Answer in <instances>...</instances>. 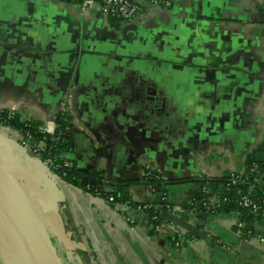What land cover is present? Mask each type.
<instances>
[{
  "label": "crops",
  "instance_id": "obj_1",
  "mask_svg": "<svg viewBox=\"0 0 264 264\" xmlns=\"http://www.w3.org/2000/svg\"><path fill=\"white\" fill-rule=\"evenodd\" d=\"M0 112L37 128L60 117L63 164L118 193L107 204L45 170L0 123L61 264H264V214L191 211L264 163V0H171L131 21L0 0ZM248 190L264 192V172ZM140 203L183 212L162 215V234Z\"/></svg>",
  "mask_w": 264,
  "mask_h": 264
},
{
  "label": "water",
  "instance_id": "obj_2",
  "mask_svg": "<svg viewBox=\"0 0 264 264\" xmlns=\"http://www.w3.org/2000/svg\"><path fill=\"white\" fill-rule=\"evenodd\" d=\"M88 181L97 182L91 177ZM99 184L98 187L103 188L112 186L106 182ZM152 185L157 187L158 184ZM240 221L262 226L260 222L247 217H240ZM191 231L204 239L199 231ZM0 261L2 264H61L29 195L15 174L11 156L1 148Z\"/></svg>",
  "mask_w": 264,
  "mask_h": 264
},
{
  "label": "built area",
  "instance_id": "obj_3",
  "mask_svg": "<svg viewBox=\"0 0 264 264\" xmlns=\"http://www.w3.org/2000/svg\"><path fill=\"white\" fill-rule=\"evenodd\" d=\"M152 6H161L163 8L168 9L171 7V0H79V7L82 13L93 12L103 17H112L120 21L134 20L135 18L142 16L146 8ZM0 123L2 122L0 121ZM38 132L42 134L43 139L48 137V140L50 142H55L56 140H58L55 135L56 125L54 123H50L43 128H39ZM43 139H41L40 141H34V139L29 135V133L26 132L25 135L22 136L20 145L24 151L28 152L32 155L33 158L38 160L46 170L55 174L54 172L59 166L57 165L55 158L41 157V152H43L46 148ZM62 166L68 167L65 164H62ZM234 179L235 176L231 175L230 180L233 181ZM227 190L228 187L226 191ZM201 193L205 195V198L203 199L201 204L202 209L205 211V213L216 215L214 206L219 203H224L226 199L223 198L222 195L208 196L206 195V191L204 189L201 190ZM105 201L107 204H109L113 203L115 200L113 197H110L105 199ZM238 205L242 209L247 210L254 217H260L262 214H264V212L261 211L260 205L257 204V202L253 201L251 198H249V196H242L238 201ZM134 210L146 212L148 215H150V213L155 214L157 211H160V207L151 203H140L135 205ZM160 212L162 214L167 215L171 213L180 214L183 211L176 206H171L167 204L165 205L164 210ZM151 221L152 227L155 231L162 234L166 232L163 222H159L155 216H152Z\"/></svg>",
  "mask_w": 264,
  "mask_h": 264
},
{
  "label": "trees",
  "instance_id": "obj_4",
  "mask_svg": "<svg viewBox=\"0 0 264 264\" xmlns=\"http://www.w3.org/2000/svg\"><path fill=\"white\" fill-rule=\"evenodd\" d=\"M12 116L13 115L9 116L5 114V112H0V121L8 126L20 130L22 136H24L25 133L28 132L29 135L34 139V141H40L41 139H43L42 134L38 132L39 128H37L35 125L33 124L31 125L28 123L21 124L18 122L16 118ZM55 135L58 138V140H56L55 142H50L48 140V137L43 139L46 148L43 152H41L42 158H47V157L55 158V161L59 166L56 168L54 173L63 180L67 181L68 183L78 185L82 189L92 194H99L102 198L105 199L113 197L114 200H116L118 197V193H114V192L105 193L103 191V187H98L100 185L99 183H101L100 180H97V182L91 184L89 183L88 178H79L75 170L70 169L69 167L62 166L63 162L60 156L68 147L69 137L68 134L66 133L65 127L60 117H58L56 121ZM257 168H258V172L251 175L246 183H243L242 185L237 184L234 186L230 185L229 183L228 190L222 194L223 198H225L226 201L224 203H219L216 206H214L216 215L233 213L237 216L238 220H240V217H247L250 220L258 219V217H254L247 210L242 209L238 205V201L242 196H249V198H251L253 201L257 202V204L260 205L261 211L264 212V202H263L264 192L258 194L257 197H254L249 194V190H248V188L258 187L260 184V179L264 172V163H258ZM204 198L205 195L203 194L197 196L196 199L198 200L192 204L191 210H193V212L200 211L206 216H215L214 214L205 213V211L202 209L201 204ZM197 202H199V205H197ZM165 205L167 204L164 203L163 205L159 206L160 211L164 210ZM160 211H157L155 214L150 213L149 215L150 219L152 218V216H155L159 222H162L163 218L161 215L162 213Z\"/></svg>",
  "mask_w": 264,
  "mask_h": 264
}]
</instances>
